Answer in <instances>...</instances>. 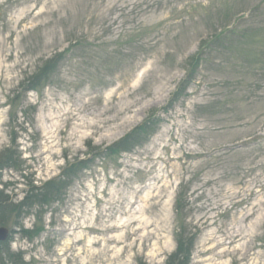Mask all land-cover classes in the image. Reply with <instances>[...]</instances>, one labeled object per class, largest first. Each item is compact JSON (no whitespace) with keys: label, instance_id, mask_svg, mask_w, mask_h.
Masks as SVG:
<instances>
[{"label":"rangeland","instance_id":"1","mask_svg":"<svg viewBox=\"0 0 264 264\" xmlns=\"http://www.w3.org/2000/svg\"><path fill=\"white\" fill-rule=\"evenodd\" d=\"M1 203L7 264H264V0H0Z\"/></svg>","mask_w":264,"mask_h":264},{"label":"trees","instance_id":"2","mask_svg":"<svg viewBox=\"0 0 264 264\" xmlns=\"http://www.w3.org/2000/svg\"><path fill=\"white\" fill-rule=\"evenodd\" d=\"M248 30L249 29H247V32H246L244 29L243 32L241 33V34H243L242 35L243 38L246 36V33H249ZM8 162L9 161L6 162L7 165H9ZM1 206H2V203L0 204V211H1ZM178 242H179V245H178L179 247H177L176 250L168 256L166 264H189V260L186 258V255L188 254V256H189L190 249L189 250H183L180 239L178 240ZM189 246H190V243H189ZM4 252H6V251H4ZM7 253H8V256H11L10 252H7ZM6 257L7 256H5V255H4V257L0 256V264H7L5 261ZM181 258H183V259L181 260Z\"/></svg>","mask_w":264,"mask_h":264},{"label":"bare ground","instance_id":"3","mask_svg":"<svg viewBox=\"0 0 264 264\" xmlns=\"http://www.w3.org/2000/svg\"><path fill=\"white\" fill-rule=\"evenodd\" d=\"M33 10H34V6L32 4H26V6L20 10V14H19L20 17H18L17 22L19 20L20 21H25L30 16V14L33 12ZM48 12H54V9L53 8L52 9H50V8L49 9H42L41 11L36 13V16L41 15V14H47ZM16 23L13 24L12 21H8V24L11 27H14L16 25ZM14 33H16V31H11L9 36H8V38H6L4 40L5 41H9V39H12V36H13ZM234 238H236V236H233V239Z\"/></svg>","mask_w":264,"mask_h":264},{"label":"water","instance_id":"4","mask_svg":"<svg viewBox=\"0 0 264 264\" xmlns=\"http://www.w3.org/2000/svg\"><path fill=\"white\" fill-rule=\"evenodd\" d=\"M8 236V228L6 226H0V240H4Z\"/></svg>","mask_w":264,"mask_h":264}]
</instances>
